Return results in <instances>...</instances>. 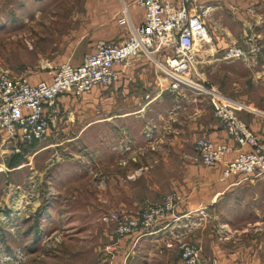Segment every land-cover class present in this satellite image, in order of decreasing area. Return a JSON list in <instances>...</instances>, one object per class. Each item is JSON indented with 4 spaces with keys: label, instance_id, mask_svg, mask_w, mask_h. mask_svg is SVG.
Returning <instances> with one entry per match:
<instances>
[{
    "label": "rangeland",
    "instance_id": "374dc122",
    "mask_svg": "<svg viewBox=\"0 0 264 264\" xmlns=\"http://www.w3.org/2000/svg\"><path fill=\"white\" fill-rule=\"evenodd\" d=\"M261 1L246 0V5ZM125 4L0 0V73L9 70L38 81L48 64L62 65L73 55L79 60L102 41L124 42L130 34ZM128 9L134 15L135 6ZM234 12L220 10L211 18L212 33L230 40L239 27ZM215 69H207V87L228 83ZM131 77L96 88L83 95L86 100L63 95L71 101L62 106L58 99L51 138L31 147L18 143L19 154L12 151L14 143L0 148V264H120L114 259L118 250L110 248L121 239L102 218L112 212L137 214L152 203L140 202L141 197L159 198L169 188L164 182L148 191L140 181L158 163L152 155H140V79ZM170 94L165 90V97ZM168 108L164 104L161 111ZM196 153L195 148L194 159ZM160 158L170 161L166 154ZM142 162L146 168L140 169Z\"/></svg>",
    "mask_w": 264,
    "mask_h": 264
},
{
    "label": "crops",
    "instance_id": "0c3cea01",
    "mask_svg": "<svg viewBox=\"0 0 264 264\" xmlns=\"http://www.w3.org/2000/svg\"><path fill=\"white\" fill-rule=\"evenodd\" d=\"M130 1L129 8L134 7ZM198 3L214 8L213 19L220 10L236 11L233 16L239 27L231 34L230 40L213 34V19L209 21L212 42L198 52L197 72L208 84L207 69L216 67L215 70L228 83L213 86L231 101L237 116L259 137L264 150V0L255 7L246 5V0H198ZM135 8L130 17L135 25H139L145 14L142 9ZM254 45L262 48L251 54ZM231 47L241 49L248 56L224 60ZM87 54L79 60H74L73 55L71 64L80 65ZM44 71L43 79L29 81L32 84L49 81ZM133 74L140 79V155H152V160L158 163L153 172H144L140 181L148 191H154L153 187L164 182L169 187L165 195L159 198L157 194L153 198L147 195L141 197L140 202L161 201L170 191L178 194L180 202L166 220L140 237V241L121 239L111 246L110 249L118 250L114 259H120V264H182L177 250V242L182 239L200 247L201 258L216 260L218 264H264V177L245 179L234 176L220 182L221 168H207L199 156L194 159V144L201 138L229 144L234 149L230 158L240 148L215 118L208 98L194 92L181 95L171 92L170 97H165L167 89L163 76L144 58L131 64L122 78L131 79ZM81 98L86 100L87 97ZM69 101L71 98L66 96L59 98L62 106ZM164 104L170 108L162 112ZM54 135L59 136L58 129ZM242 150L250 149L245 147ZM162 154L169 155L170 161H161ZM141 168H146L144 162L140 163ZM165 170L173 173L162 175ZM143 209L140 208V212ZM199 218L200 224L195 225V219Z\"/></svg>",
    "mask_w": 264,
    "mask_h": 264
},
{
    "label": "built area",
    "instance_id": "2783aa9c",
    "mask_svg": "<svg viewBox=\"0 0 264 264\" xmlns=\"http://www.w3.org/2000/svg\"><path fill=\"white\" fill-rule=\"evenodd\" d=\"M125 1L130 34L122 43L102 41L94 52L84 56L78 66L68 62L46 65L49 81L32 84L25 76H15L9 70L0 73V148L22 153L18 143L31 146L46 141L56 128L59 113L58 99L63 95L83 97L96 88H109L118 84L133 63L146 59L164 78L165 88L178 95L194 92L207 97L227 135L239 146L237 154L225 143L201 138L195 148L201 163L207 168H221L220 182L231 177L245 179L264 177V150L259 137L242 121L235 107L217 87H207L200 79L197 67L198 52L210 44L208 23L214 8L198 0H131V4L144 11L143 22L135 25ZM128 1V0H127ZM261 47L254 45L252 53ZM247 53L230 48L224 60L243 59ZM163 59V60H162ZM249 151H243V148ZM3 166L0 163V172ZM180 198L170 193L161 201L152 203L137 214L112 212L103 222L114 227L119 239L135 242L153 227L166 220L175 211ZM171 247V245H170ZM182 264H218L216 260L201 258V249L182 239L177 242Z\"/></svg>",
    "mask_w": 264,
    "mask_h": 264
},
{
    "label": "trees",
    "instance_id": "16d2710c",
    "mask_svg": "<svg viewBox=\"0 0 264 264\" xmlns=\"http://www.w3.org/2000/svg\"><path fill=\"white\" fill-rule=\"evenodd\" d=\"M28 147H31V146H28Z\"/></svg>",
    "mask_w": 264,
    "mask_h": 264
}]
</instances>
